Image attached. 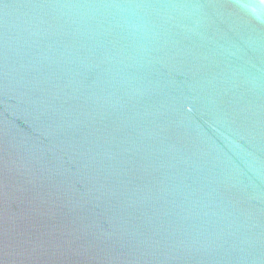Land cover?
Masks as SVG:
<instances>
[{
	"label": "water",
	"instance_id": "95a60500",
	"mask_svg": "<svg viewBox=\"0 0 264 264\" xmlns=\"http://www.w3.org/2000/svg\"><path fill=\"white\" fill-rule=\"evenodd\" d=\"M0 264H264V0H0Z\"/></svg>",
	"mask_w": 264,
	"mask_h": 264
}]
</instances>
